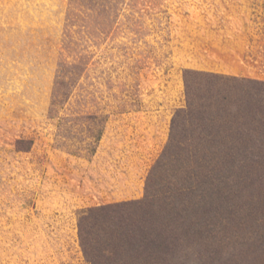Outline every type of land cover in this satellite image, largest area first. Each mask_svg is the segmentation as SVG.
<instances>
[{
	"label": "rangeland",
	"instance_id": "374dc122",
	"mask_svg": "<svg viewBox=\"0 0 264 264\" xmlns=\"http://www.w3.org/2000/svg\"><path fill=\"white\" fill-rule=\"evenodd\" d=\"M184 71L264 84V0H0V264H91L80 215L147 187L100 264H264V150L223 166L205 130L156 167Z\"/></svg>",
	"mask_w": 264,
	"mask_h": 264
},
{
	"label": "trees",
	"instance_id": "16d2710c",
	"mask_svg": "<svg viewBox=\"0 0 264 264\" xmlns=\"http://www.w3.org/2000/svg\"><path fill=\"white\" fill-rule=\"evenodd\" d=\"M184 82L187 105L174 114L168 145L156 167L171 149L179 143H185L189 133L195 134V141H200L205 130L212 142L208 150L222 154L223 166L232 167L236 161L247 163L251 151L256 150L260 154L264 150V84L193 71H184ZM240 84L245 85L241 87ZM237 88L241 92L233 94L232 91ZM185 123L190 126L189 132L184 131ZM259 157L263 158V155ZM255 163L259 166L264 164ZM148 191L147 187L144 199L138 202L99 206L83 211L78 219V237L87 262L100 264L104 261L100 255L113 249L118 236H126L128 231L135 230L144 236L149 231L153 213L149 210L152 203ZM135 210L142 213L140 220H136L138 228H128L123 221L115 220L118 212L133 213ZM146 258L149 260L151 256Z\"/></svg>",
	"mask_w": 264,
	"mask_h": 264
},
{
	"label": "clouds",
	"instance_id": "9594fccd",
	"mask_svg": "<svg viewBox=\"0 0 264 264\" xmlns=\"http://www.w3.org/2000/svg\"><path fill=\"white\" fill-rule=\"evenodd\" d=\"M193 249L184 248L181 249L178 253L177 261L180 262V264H191V261L193 259Z\"/></svg>",
	"mask_w": 264,
	"mask_h": 264
}]
</instances>
